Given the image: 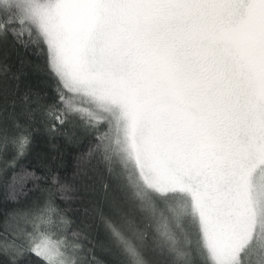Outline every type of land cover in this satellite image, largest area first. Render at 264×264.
<instances>
[{
    "label": "snow or ice",
    "instance_id": "1",
    "mask_svg": "<svg viewBox=\"0 0 264 264\" xmlns=\"http://www.w3.org/2000/svg\"><path fill=\"white\" fill-rule=\"evenodd\" d=\"M0 264H264V0H0Z\"/></svg>",
    "mask_w": 264,
    "mask_h": 264
},
{
    "label": "trees",
    "instance_id": "2",
    "mask_svg": "<svg viewBox=\"0 0 264 264\" xmlns=\"http://www.w3.org/2000/svg\"><path fill=\"white\" fill-rule=\"evenodd\" d=\"M37 147L38 148H44L45 145H44L43 141H39Z\"/></svg>",
    "mask_w": 264,
    "mask_h": 264
}]
</instances>
